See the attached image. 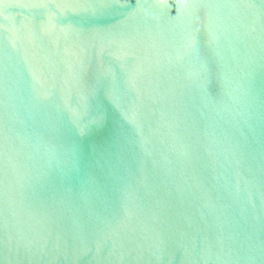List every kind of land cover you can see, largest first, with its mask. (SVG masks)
I'll list each match as a JSON object with an SVG mask.
<instances>
[{
    "label": "water",
    "instance_id": "95a60500",
    "mask_svg": "<svg viewBox=\"0 0 264 264\" xmlns=\"http://www.w3.org/2000/svg\"><path fill=\"white\" fill-rule=\"evenodd\" d=\"M0 264H264V0H0Z\"/></svg>",
    "mask_w": 264,
    "mask_h": 264
}]
</instances>
